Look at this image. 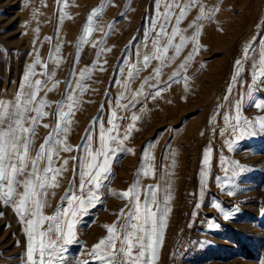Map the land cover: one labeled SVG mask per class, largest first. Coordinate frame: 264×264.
<instances>
[{
	"label": "rangeland",
	"instance_id": "rangeland-1",
	"mask_svg": "<svg viewBox=\"0 0 264 264\" xmlns=\"http://www.w3.org/2000/svg\"><path fill=\"white\" fill-rule=\"evenodd\" d=\"M204 3L207 8L218 5L219 11L212 22L204 21L199 43L206 49L202 47L184 73L191 78L188 90H184L182 83L173 84L156 100L143 101L128 112L118 110V116L130 118L136 113L141 118L136 121L138 130H133L125 141V147L132 152L117 153L112 163V176L105 183L118 194L126 191L135 182L146 151L149 153L147 162L153 166L155 174L141 175V190L163 183L162 177L170 182L171 211L166 217L155 264H167L172 257L178 258L181 264H264V133L237 139L224 132V117L234 115L232 104L241 96H244L242 117L254 120L264 115V111L247 103L245 95L251 74L256 70L253 57L258 59L264 44V0H204ZM100 5H104L100 23L105 32H109V25L114 28L106 37L104 33L93 31L87 36L89 43L81 44L87 17ZM34 8L38 10L35 19ZM63 10L70 18L60 23V6L56 0H0V98H13L36 52L43 62H48L53 45L59 43L60 67L48 85L56 84L57 87L47 95L40 93L51 105L45 111L53 113L56 103L63 98L65 82L72 78L70 72L75 69L78 78L80 70L91 67L98 50L92 44H99L103 39L104 43L99 46L105 51L86 81L89 90L80 97L79 110L72 116V131L67 142L74 151L61 153L62 157L69 158L80 155L75 146L82 143L94 118L99 116L105 126L110 127L106 121L111 118L113 101L124 90L122 77L126 76L128 67L141 58L138 53L149 50L143 46L144 33L149 29L150 18L155 17L156 4L155 0H68ZM195 15V11L189 14L181 27H186ZM36 27L40 28L38 34L34 32ZM45 37L52 39L47 41ZM250 43L249 59L244 62L238 79L233 81L234 62L241 58L243 49ZM148 44L150 47V40ZM190 50L189 45L180 57L163 69V80L178 68ZM49 64L51 68V62ZM156 65L154 61L141 71L139 78L131 83L133 91ZM36 71L39 74L43 69L37 66ZM35 78L44 77L37 75ZM230 84L233 91L229 99L224 100ZM259 96L264 97V91L259 92ZM142 107L144 111L140 113ZM54 122L52 115L41 121L35 148L43 143ZM117 122L121 125L122 138L131 120ZM45 123L50 127L44 128ZM93 136L98 142V125L93 129ZM229 139L235 141L231 150L226 143ZM208 148L212 150L210 164L201 186L203 153ZM233 162H238V167ZM74 163L69 160L68 171L60 178V187L50 190L55 195L48 198L46 215H53L57 205L64 206L61 197L73 179ZM226 167L229 168L227 174ZM233 167L235 176H232ZM229 177L231 186L225 187L224 182ZM229 191L233 194L228 195ZM159 195L163 197V191ZM213 202H219L224 211L235 208L239 211L225 220L218 209L211 207ZM126 203L127 200L105 191L102 203L91 208L77 223L76 240L67 246L64 264H83L88 260L93 245L107 235L105 225L117 222ZM0 213H3L0 216V264H23L26 237L22 226L11 207L0 205ZM119 222H123L122 216ZM210 223L220 227L210 229ZM181 247H184L183 252L178 251Z\"/></svg>",
	"mask_w": 264,
	"mask_h": 264
},
{
	"label": "snow or ice",
	"instance_id": "snow-or-ice-1",
	"mask_svg": "<svg viewBox=\"0 0 264 264\" xmlns=\"http://www.w3.org/2000/svg\"><path fill=\"white\" fill-rule=\"evenodd\" d=\"M67 2L68 0H56L57 5L60 6V23L65 18H70L63 10ZM155 4V17L150 18L149 29L144 33L143 46L149 50L138 53L141 58L136 64H131L126 76L122 77L124 90L113 101L111 118L106 121L110 127H106L99 116L94 118L86 130L87 134L82 137V143L75 146V150L80 152L79 156L64 158L61 153L74 151L73 146L67 142V137L72 131V116L79 110L80 97L89 90L86 81L105 51L99 46L104 43L103 39L99 44H92L98 49L94 64L80 70L78 78H76L75 69L70 72L72 78L65 82L63 98L56 103L53 113L45 111L51 105L40 96V93L44 92L47 95L57 87L56 84H52L51 87L48 85L51 84L56 70L60 67L61 46L59 43L53 45L48 62H43L39 53L36 52L13 98L9 100L0 98V205L11 207L18 223L22 226L21 231L26 237L23 264H64L67 246L76 240L77 223L88 214L91 208L102 203L105 191L127 200V203L125 208L120 210L117 222L105 225L106 237L93 245L88 253L89 259L83 261V264H155L157 248L163 239L166 217L171 211L169 207L171 185L162 177L163 183L158 182L141 190V175L147 177L155 174L153 166L147 162L149 153L146 151L136 173V180L126 191L118 194L107 187L105 182L112 176V163L117 153L132 152L131 148L125 147V141L129 139L133 130H138L136 121L141 118L136 113H132L130 118H127L118 116L117 112L118 110L131 111L136 105L148 99L156 100L173 84L182 83L184 90L187 91L188 81L191 78L184 73L187 72L202 47L206 49V46L199 43L204 21L212 22L219 11L218 5L207 8L204 0H155ZM25 6L27 7L28 4L26 3ZM103 8L104 5H100L88 15L83 27L84 36L81 37V44L89 43L87 36L93 31L104 33L106 37L114 28V25H109V32H105L101 25L100 17ZM37 11L33 9L34 19ZM193 11L196 13L195 17L186 27H181ZM124 15L126 14L122 13V16ZM219 30L222 31V29ZM39 31V27L34 29L36 34ZM153 33H155L154 36ZM51 39V37H45L47 41ZM37 40L38 36L33 41L34 45ZM189 45L191 50L178 68L167 80H163V69L180 57ZM251 49L250 43L243 49L241 58L235 60L233 81H236L244 70V62L249 59ZM170 52L171 56H169ZM253 60L256 70L251 74V81L245 93L246 100L256 109L264 111V97L259 96V92L264 91V44L261 45L258 59L253 57ZM154 61L157 65L152 68L149 76L144 78L139 88L133 91L131 83L138 79L141 71L151 66ZM49 62H51V68ZM37 66L43 69L39 74L36 71ZM203 66L201 64V67ZM100 70L104 69L101 67ZM37 75L44 78H35ZM232 91L230 84L223 99L228 100ZM125 100L126 103H121ZM243 103L244 96H241L232 104L234 115L224 117L226 124L224 132L237 139L264 133V115H258L254 120L242 117ZM139 111L143 113L144 108H140ZM50 115L55 122L43 143L35 148L41 121ZM125 119H130L131 123L124 128L123 136L120 138L121 125L117 121ZM97 125L98 142L93 136V129ZM42 126L46 129L50 127L46 123ZM234 142L231 139L226 141L230 150ZM148 147L151 148L152 145ZM211 152L212 150L208 148L203 153L201 186L205 183L204 177L207 175L206 167L210 164ZM69 160L76 163L72 166L73 179L61 197L64 206L57 205L53 215H46L44 210L49 206L48 198L50 195H55V192L50 190L60 187V178L68 171ZM233 165L238 167V162H233ZM228 171L229 168L226 167L225 173L227 174ZM236 174L233 167L232 176ZM224 186H231V177L224 182ZM161 191L164 193L163 197L159 195ZM232 194V191L228 192V195ZM211 207L218 209L225 220H229L239 211L238 208L224 211L219 202H213ZM2 215L3 213H0V216ZM121 216L122 223L119 222ZM208 227L213 229L220 226L210 223Z\"/></svg>",
	"mask_w": 264,
	"mask_h": 264
},
{
	"label": "built area",
	"instance_id": "built-area-1",
	"mask_svg": "<svg viewBox=\"0 0 264 264\" xmlns=\"http://www.w3.org/2000/svg\"><path fill=\"white\" fill-rule=\"evenodd\" d=\"M192 167H194V164L192 163ZM195 198V197H194ZM193 198V201H194ZM179 252H183L184 251V247H181L178 249ZM167 264H181L180 260L176 257H172Z\"/></svg>",
	"mask_w": 264,
	"mask_h": 264
}]
</instances>
